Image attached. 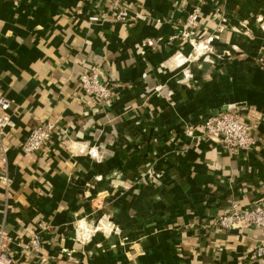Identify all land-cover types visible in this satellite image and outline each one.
<instances>
[{"label": "crops", "instance_id": "obj_1", "mask_svg": "<svg viewBox=\"0 0 264 264\" xmlns=\"http://www.w3.org/2000/svg\"><path fill=\"white\" fill-rule=\"evenodd\" d=\"M126 4L121 22L109 0H0V93L15 122L9 187L0 179L11 264H264L250 259L261 229L217 223L234 204L264 202V0ZM194 6L213 48L192 59L179 30ZM88 68L114 84L109 102L80 87ZM230 103L253 125L250 150L203 134L204 116ZM48 120L52 141L25 152L31 126ZM107 217L110 228L77 238L79 223ZM35 232L40 252L26 246Z\"/></svg>", "mask_w": 264, "mask_h": 264}, {"label": "built area", "instance_id": "obj_2", "mask_svg": "<svg viewBox=\"0 0 264 264\" xmlns=\"http://www.w3.org/2000/svg\"><path fill=\"white\" fill-rule=\"evenodd\" d=\"M109 10L112 18L116 21L127 22L129 17V5L126 0H109ZM200 8L194 6L188 13L184 22H182L179 35L186 40L193 49V53L188 56L195 58L198 55L212 50V37L202 38L198 28V17ZM106 12L92 13L88 16L92 22L100 20ZM108 14V15H109ZM158 39L147 38L144 43L153 45ZM230 53L224 50L223 54ZM185 76H189L185 71ZM79 85L88 95L98 101L109 102L114 94V84L112 82H103L100 80L98 72L95 68L86 69L79 77ZM11 106L10 99L0 93V151L2 154L1 175L0 179L6 188L9 187L11 177L7 164L6 151L7 147L4 137L8 131L14 126L15 122L9 113ZM244 105L241 103H230L220 109L214 110L203 118V134L210 140L220 143L227 150H250L256 143L253 125L251 122L243 118ZM57 125L52 121H41L29 129L26 139L22 144L25 152H35L42 150L56 133ZM217 223L226 229H245L248 227H257L264 232V202L258 201L250 207L241 208L234 204L232 208L218 217ZM112 222L110 219L104 218L102 222L95 225L85 226L79 223L80 231H77V238L80 240H89L92 234L99 229L110 228ZM4 231L0 230V264H11L12 256L10 252L4 249L7 236ZM36 252L41 251V237L38 232L33 233L26 245ZM264 257V240L251 252L250 259Z\"/></svg>", "mask_w": 264, "mask_h": 264}]
</instances>
